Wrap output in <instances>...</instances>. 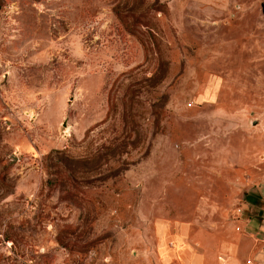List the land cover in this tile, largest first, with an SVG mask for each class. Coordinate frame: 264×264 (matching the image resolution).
<instances>
[{
	"label": "rangeland",
	"instance_id": "1",
	"mask_svg": "<svg viewBox=\"0 0 264 264\" xmlns=\"http://www.w3.org/2000/svg\"><path fill=\"white\" fill-rule=\"evenodd\" d=\"M262 188L264 0H0V264H219Z\"/></svg>",
	"mask_w": 264,
	"mask_h": 264
},
{
	"label": "crops",
	"instance_id": "2",
	"mask_svg": "<svg viewBox=\"0 0 264 264\" xmlns=\"http://www.w3.org/2000/svg\"><path fill=\"white\" fill-rule=\"evenodd\" d=\"M259 195L261 202L245 209V214L240 219L247 237V248L241 247L242 244L237 245V250L232 255L223 257V262L219 264H264V188L261 189ZM244 255L250 258L249 263L245 262ZM202 264L213 263L207 259L203 260Z\"/></svg>",
	"mask_w": 264,
	"mask_h": 264
}]
</instances>
